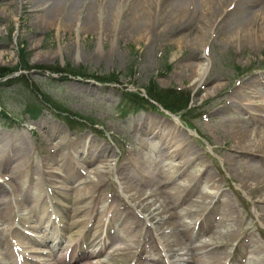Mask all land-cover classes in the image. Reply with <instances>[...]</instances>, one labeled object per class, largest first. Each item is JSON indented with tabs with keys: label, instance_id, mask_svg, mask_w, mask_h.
<instances>
[{
	"label": "rangeland",
	"instance_id": "1",
	"mask_svg": "<svg viewBox=\"0 0 264 264\" xmlns=\"http://www.w3.org/2000/svg\"><path fill=\"white\" fill-rule=\"evenodd\" d=\"M21 1L0 0V69L8 72L24 57H27V65L31 67L14 72L18 76L9 72L16 76L13 77L16 83L14 86L0 87L6 113L0 114V149L9 146L15 159L19 158L21 162L19 170L13 173L7 169V164L0 168V174L4 172L5 176L10 177L7 180L2 178V181L13 193L6 189L7 197L0 204V211L4 207H14L16 192L20 197L31 199L27 205L36 202L43 193L39 177L44 171L41 165L46 163L47 169L50 165L52 170H59L63 174L66 159L74 156L71 148L76 149L79 157L84 155L80 153L85 149L87 155L99 159V166H104L101 168L103 182L97 187L96 182L92 181L97 178L84 171L79 174L83 176L82 181L86 180L84 184L91 187L95 185L93 193L102 197L100 201L103 203L107 204L113 199V209L134 213L131 215L133 235L139 232L140 237H144L145 230L149 231L151 226L147 222H152L157 228L168 230L166 240L171 252L177 245L183 244V237L187 238L178 234V230L175 235L172 234L174 227L192 225L195 213L201 209L204 236L208 235V241L214 244L207 247L213 249L214 264H228V260H225L233 254L230 264H264V201L259 200L264 191H251L256 179L264 175V161L259 155L254 156L255 160L252 161L241 150L232 149L237 143V129L254 132L258 128L257 124L246 118L238 102L245 100L243 102L247 103L250 99L260 101L259 96L264 88L261 87L255 94L245 95L244 91H234V88H238L244 80L253 76L260 78L264 73V42L237 47L227 39L236 27L250 19L249 11L261 2H256L258 4L255 6H250V2H241L223 22L216 24L202 51L186 43H177L180 36L185 39L194 37L197 28L194 20L184 30L177 24L168 30H161L160 23L168 12L165 6H161L158 22L152 24L148 40L133 39L129 27L119 28L114 44L104 34L103 45L99 49V35L94 31L86 32L82 27L76 32L70 28L47 26L35 20L37 14L44 13V9L52 4L34 10V5H39L42 0ZM77 1L68 0L65 5H60L62 8L59 6L63 20L70 10L76 8ZM91 1L84 3L81 11L95 4ZM132 11L129 8L123 20H127ZM84 17H81L82 21ZM59 47L62 55H55L54 51ZM38 52L40 55L35 56ZM202 52L209 61V68L204 78L196 83L187 66ZM71 68L79 73L67 72ZM19 79L23 80L20 84ZM217 84H222L221 88L213 91L212 86ZM155 85L161 91L185 89L187 93L182 98L189 100L188 112L162 109L161 103L148 96V91ZM124 92L137 93L147 99L148 104L144 109L119 112L118 105ZM232 99L236 101L235 104H232ZM126 100L133 102L130 98ZM27 102L39 103L41 112L37 119L25 114ZM75 114L80 117L73 118ZM69 118L68 123L66 119ZM175 118L179 122L174 131L176 134L171 138L166 135V129H172ZM158 127H164V132L155 135L149 131ZM179 141L184 144L178 146ZM59 142L67 147L58 146ZM146 144H150L148 146L152 151L145 149ZM167 146L178 150L179 154L174 160L170 159V163L157 157L152 149L165 152ZM101 147L107 151L100 152ZM4 153L6 155L7 152ZM259 158L261 160L257 162ZM110 159H114L111 171L107 168ZM188 159L189 167L176 170L179 161ZM207 167L215 176L214 181H208L203 175ZM174 172L181 173L180 177H168ZM185 174L196 178L188 184L191 178L185 181L180 179ZM126 175L132 176L133 180L125 178ZM80 176L75 179V184H79ZM56 180L51 184L57 193L55 199L64 200L69 196L70 211L79 208V213L71 218V222L84 218L86 212L83 206L89 194L80 196L74 203L71 194L75 193L76 188H72V181L63 180L62 177L58 182ZM128 183H132L133 188H128ZM173 184L175 189L172 188ZM217 186L220 187L218 190ZM139 190L150 198L162 201L163 211L170 212L173 219L166 215L161 224L156 223L157 219L146 221L139 216L131 204L135 198L132 194L136 196ZM215 191H218L216 204L212 205L210 198ZM181 199L183 203L178 202ZM196 201L204 203L198 206ZM57 206L60 209L63 207L62 203ZM101 207L100 215L103 212ZM11 221V211L7 217L0 214L1 227L6 228ZM119 223L121 225L118 227L117 224L114 229L115 245L108 253L116 252L122 246L124 257L120 254L113 258L116 264H125L134 242L126 236L125 223L122 220ZM2 232L0 244L6 242V230ZM108 253L105 252L102 258ZM245 254L244 262L242 255Z\"/></svg>",
	"mask_w": 264,
	"mask_h": 264
},
{
	"label": "bare ground",
	"instance_id": "2",
	"mask_svg": "<svg viewBox=\"0 0 264 264\" xmlns=\"http://www.w3.org/2000/svg\"><path fill=\"white\" fill-rule=\"evenodd\" d=\"M65 1L68 2V0H42V3L39 5H34V10L42 9L45 6V3L52 4L51 6H48L44 9V13L37 14L35 16V20H37L39 23L47 25V26H54L57 28L63 27L65 29L74 30L78 32V30L82 27L84 31H94L95 34L99 35L98 39V48L100 49L103 45V36L105 34V37L107 39L110 38L111 43L114 44L115 42V35L117 30L125 29V27H129L130 31L129 34L133 39H143L148 40L149 39V33L150 28L153 23L158 22V16L161 14V6L162 8L165 6L168 12L161 21L160 25H162L161 30L165 31L168 30L172 25L177 24L178 27L181 30L185 29V26L189 23L194 22L197 24L196 28V34L194 37L190 39H185V37L180 36L177 39L178 45L186 43L191 48H200L204 49L206 42L209 40L216 24L219 23V21L225 19L229 14H232L236 7L243 1L250 2V6L256 5V2H260V0H92L91 2H95L93 6H90L88 9L81 11L80 7L84 5V3L89 2V0H78L76 8H73V10H70L68 12V15H66L65 19H62L63 13L61 9H59V6L65 5ZM20 2H22L20 0ZM76 2V1H75ZM173 2H175L173 9L171 8ZM253 2V3H251ZM106 3V4H105ZM133 4V6H131ZM170 5V8L168 5ZM60 6V8H62ZM131 6V7H130ZM234 6V7H233ZM232 7V9H230ZM108 8V9H107ZM130 9H132V13L130 17L127 20H123V15ZM136 8H138L136 10ZM169 8V9H168ZM162 11V10H161ZM262 11V13H260ZM85 16L84 21H82L81 17ZM250 19L246 20L243 25H240L235 28V31L232 32L228 36V40L239 47L240 45L244 44H250V43H261L264 42V4L260 5L259 7L255 8L254 10H251L248 14ZM246 18V17H245ZM170 24V25H169ZM169 25V26H168ZM118 40V38H117ZM55 55H62L60 47L57 48L54 51ZM51 54V53H49ZM39 52L35 54V56H39ZM194 62H191V65L188 63L187 66L189 69H191L190 76L194 80V82L199 83L205 76L206 71L209 68V64L207 60L205 59L203 52L202 54H198L195 57ZM222 84H217L215 86H212L213 91L219 90L221 88ZM248 85V86H247ZM245 86H247L245 88ZM264 88V73L261 74V77L253 76L251 78H248L244 80L238 88H234V91L242 90L244 91L243 95L245 94H255L258 92L260 88ZM213 95V93L211 94ZM230 98V97H229ZM232 104H235L236 101L234 99L231 100ZM231 104V105H232ZM240 106L244 109L245 113L249 116L250 119H254L257 122H262L264 124V121H261L260 117H256L253 112L260 111V109L263 108V104H241V100L238 102ZM178 125V118H175V122H173V127L171 130L166 129V135L171 136V138H174L176 133L174 131L176 130ZM164 127H158L157 129L150 128V132L154 134H158L159 132H164ZM235 136L237 138V143L233 146V151L236 149L241 150V153L244 156H250L251 160L254 161V156L259 155V157L264 161V155L262 152H264V130L256 131L255 133L250 130H246L244 128L237 129L235 131ZM87 143V142H86ZM58 146L67 147L63 144L57 143ZM177 144V143H176ZM181 144H184L182 141H179L177 144L178 146H181ZM8 146H4L0 149V163L2 164V160L5 157L6 149ZM70 148V147H68ZM73 149V148H71ZM106 152L107 149L104 147H101L99 150ZM176 153L178 150H176ZM19 152V151H18ZM257 159V162H260L261 159ZM114 161V159H110L108 166L109 169L113 168V164L111 163ZM116 161V160H115ZM182 163H179V165H185L186 161L181 160ZM10 164L9 171L11 173L18 171L20 168L21 162L19 158L17 159H11L8 161ZM115 164V162H114ZM74 167V163H72ZM253 166V165H251ZM65 168L69 171H71L69 174L71 177H69V180L72 178V175L79 172V168L75 165L76 169H72L70 165L65 166ZM181 169V166H177L176 170ZM175 170V171H176ZM88 173H91L94 177L96 176V172L90 170ZM204 175L206 176L208 181H214L215 176L213 173L209 170L207 167ZM170 176H176V173L169 175ZM50 179L58 178V176L55 172H51L49 174ZM103 178L101 175H97V181L96 185L97 187L102 185ZM167 177V176H166ZM167 177V178H168ZM125 178H130L133 180V177L125 176ZM166 178V180H167ZM191 178L190 182L188 184H191V182L196 178L195 176H184L182 179L185 181L186 179ZM250 179V178H248ZM83 179L79 178V189H76V195L73 197V199H77L80 196L86 197L89 194V199L85 203V207L89 209L91 204H95L99 195L95 197L93 195V189L95 188V185L92 187L84 184ZM168 182V180H167ZM245 184H247V181H244ZM132 183H128L126 186L128 188H133L131 185ZM243 184V186L245 185ZM175 184H173L172 188ZM187 184H184L186 186ZM252 185V184H250ZM171 188V189H172ZM220 187H216V190H218ZM173 190V189H172ZM5 189L0 186V200L4 199L6 197ZM251 191H264V175L261 176V178L256 179L254 187L251 189ZM224 193L223 191H221ZM92 193V194H91ZM214 196H212L210 199L213 200L214 197L217 195L218 191L214 192ZM133 197H135L133 200H131L132 205L139 210V212L143 213L144 218L146 220H154L157 219L160 223L161 220H163L162 215V201H160L158 198H150L144 191L139 190V193L135 196V194H132ZM221 195V193H220ZM203 196V195H202ZM207 197V196H206ZM27 199V198H26ZM153 200V202L151 201ZM210 200V201H211ZM259 200L264 201V193L262 197L259 198ZM4 201V200H2ZM1 201V202H2ZM197 205H201L204 202L203 201H196ZM84 207V206H83ZM79 211V208L77 207L75 209V214ZM201 209H199V213L195 216H199ZM10 208L4 207L1 209L0 214L2 216L7 217L9 215ZM74 214V211H73ZM121 216L124 217L126 221L125 229L127 232H130L132 227V221L131 217L126 215V212L124 211ZM43 219V215L38 216L36 220V224L31 226L33 229L42 230V234L39 238H35V241H39V245H44L45 247H55L56 245L60 244L61 238L58 237V234H56L53 231V225L50 226V228L42 226L40 224V221ZM74 226V222H70L67 227ZM165 232V231H164ZM16 233H18L16 231ZM174 235L176 233H173ZM131 238L129 241H133L136 245L138 244V240L140 238L135 239L134 236L129 235ZM165 237L163 232H159L157 228H153L151 230V233L149 234L148 240H152V242H156L159 244L160 248H164L165 242L167 240H163ZM178 240V237H176ZM178 243L180 241H177ZM181 243V242H180ZM72 244V240H69L67 245ZM213 242L204 241L203 243L199 244L196 243L192 246L194 253L191 255L188 250L178 245L177 249H175V252L173 253L174 257L176 258L175 263L173 264H185L188 258H194L192 263L193 264H214V258L213 250H210L208 252L205 251V248L212 245ZM89 245L93 246L94 242L93 240L89 241ZM128 246V245H127ZM125 247V249L127 248ZM5 252H3V250ZM102 252V248H99L98 250H92L90 252H82L81 254L74 256L73 252L71 253L68 262L66 258H61L58 263L63 264H72L74 262L80 261L77 264H116L114 262L113 257L106 258V262L104 261H98L94 262L93 259L98 257ZM124 257V254H121ZM170 258V257H169ZM104 262V263H103ZM216 263V262H215ZM0 264H15V260L13 258L12 253L8 250L6 243L3 241L1 242L0 247Z\"/></svg>",
	"mask_w": 264,
	"mask_h": 264
},
{
	"label": "trees",
	"instance_id": "3",
	"mask_svg": "<svg viewBox=\"0 0 264 264\" xmlns=\"http://www.w3.org/2000/svg\"><path fill=\"white\" fill-rule=\"evenodd\" d=\"M27 60H28L27 57L21 58L19 64L17 66L11 67L10 70L8 69L9 70L8 72L6 70L3 71L2 69H0V78L5 76L9 72H12L18 69H28L29 66L27 65ZM67 72L77 73V74L79 73L78 70L72 69V68L69 69ZM148 95L154 100L159 101L162 105H164L168 109L177 110L186 105L185 104L186 100L182 98L183 93L179 91L177 92L175 90L174 92L173 91H161L155 85V86H152V90L148 91ZM126 98L132 99V101L135 104H140V103L146 104L147 103V101L143 97L139 96L136 93H131V92L123 93L124 103L126 101Z\"/></svg>",
	"mask_w": 264,
	"mask_h": 264
}]
</instances>
